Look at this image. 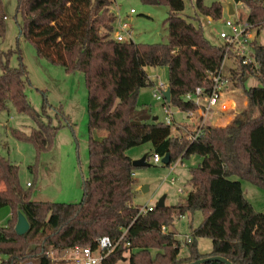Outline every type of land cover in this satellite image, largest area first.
Wrapping results in <instances>:
<instances>
[{"label":"trees","instance_id":"trees-1","mask_svg":"<svg viewBox=\"0 0 264 264\" xmlns=\"http://www.w3.org/2000/svg\"><path fill=\"white\" fill-rule=\"evenodd\" d=\"M114 0H16L21 36L30 41L38 57L60 65L66 72L81 71L88 90V175L77 202L33 200L30 189L19 179V167L0 156V208L8 206L11 216L0 226V264H51L49 252L74 246L95 247L107 235L123 239L104 258L102 264H187L218 255L233 264H264V210L257 211L246 199L237 175L264 189V44L254 41L260 63L251 73L261 84L244 89L247 106L236 120L225 126L206 125L193 141L187 135H173L171 125L153 119L145 106L138 105L142 87L155 85L146 66H167L169 104L182 110L197 108L185 95L197 86L207 87V72L218 68L223 47L213 44L202 25L183 16L184 0H142L167 5V41L144 43L117 41L112 37L116 15ZM243 2L247 19L264 24V5L257 0ZM199 14L218 19L222 4L195 0ZM0 0V37L6 33ZM197 14L194 18L197 19ZM19 63L10 64L12 49L0 50V113L12 105L18 113L35 123L29 133L11 128L20 140L30 142L37 153L52 147L61 124H55L47 111L45 92L42 108L30 104L26 87L31 85L27 67L16 50ZM235 85L244 86L249 74L243 68L233 72ZM56 114H63L55 107ZM67 120V117L64 115ZM150 142L153 152L169 153L168 166L182 157L199 154L201 161L190 169L191 189L184 202L140 212L133 204L134 166L126 150ZM201 210L203 219L191 227L188 254L180 256L181 242L173 231H163L176 216ZM29 222L24 234H17V212ZM198 237L212 241L209 253L200 252ZM130 244L127 245L126 243ZM152 250L156 252L152 254ZM127 253V256L124 254ZM203 264H225L209 260Z\"/></svg>","mask_w":264,"mask_h":264},{"label":"rangeland","instance_id":"rangeland-1","mask_svg":"<svg viewBox=\"0 0 264 264\" xmlns=\"http://www.w3.org/2000/svg\"><path fill=\"white\" fill-rule=\"evenodd\" d=\"M3 4V18L6 23V33L0 37V50L12 49L10 64L16 66L19 56L27 67L28 77L31 85L26 87V94L30 104L40 111L43 104V94L47 100V111L52 116L55 124H61L52 147L41 153H37L34 146L25 140L16 138L11 133V128H18L29 133L35 127L34 121L24 113H18L10 105L9 111L0 113V156L15 163L19 167L20 182L30 189V198L33 200H46L55 202H77L83 194V180L88 175V90L83 72H66L60 65L53 64L46 59L38 57L34 45L21 36L19 32L21 17L15 18L16 0H1ZM218 1L222 4V15L218 19L207 22V17L198 13L195 0H184L185 7L181 14L195 23L201 24L204 35L213 43L221 44L220 30L225 27L226 19H235L237 14H229L228 5L231 3L238 12L241 19L245 20L249 13L248 7L243 2L234 0H204V4L210 5ZM263 3L264 0H257ZM131 9H134L131 12ZM111 10L116 15L115 28L118 20L127 21L133 31L132 40L135 42L157 43L167 41L166 18L169 8L167 5H152L142 0H114ZM197 14V19L194 18ZM5 16L7 18H5ZM212 17V16H210ZM257 26H254V30ZM253 41L264 44V24L259 33H253ZM229 65V62H227ZM150 79L155 83L168 84L169 70L167 66H146ZM1 72V69H0ZM235 84V83H234ZM261 84L254 75L248 76L244 86L234 87V91L225 94L226 97L235 102V108L224 112L213 113L207 118L208 125L225 126L236 120L247 106V98L244 89ZM153 85L142 87L138 94V105L148 108L152 116H158L159 121L166 122L163 109V100L153 95ZM55 107H61L62 114H56ZM170 112L174 118L171 124L173 135H187L195 127V121L189 122L188 112L178 106L169 105ZM215 117V118H214ZM215 119V123H211ZM223 119L228 120L225 125H217ZM213 121V122H214ZM178 124V129L175 125ZM173 129H177L176 131ZM132 158H140L147 155L148 165L135 167L133 177L135 178V193L132 198L133 204L156 205L162 195H166V205H175L184 202L191 185L189 182L190 169L197 166L201 161L199 154H190L182 157L174 170L162 162L154 163L152 160L153 149L150 142L133 146L126 150ZM174 181L171 182V178ZM231 179L240 180L246 199L257 211L264 210V189L232 175ZM30 183L27 185L26 183ZM148 185V190L142 187ZM1 186V184H0ZM178 188H182L179 191ZM8 206L0 208V226L7 224L10 218ZM204 215L201 210L189 211L176 216L172 224L167 225L168 231L176 232L175 236L181 242L180 256L188 254L186 236H191V227L198 225ZM197 247L200 252L209 253L212 250V241L208 237H198ZM156 251L152 250V254ZM127 256V253L124 254ZM3 256L0 255V260ZM126 258L117 264H126ZM53 261L66 263L63 252L54 251Z\"/></svg>","mask_w":264,"mask_h":264},{"label":"built area","instance_id":"built-area-1","mask_svg":"<svg viewBox=\"0 0 264 264\" xmlns=\"http://www.w3.org/2000/svg\"><path fill=\"white\" fill-rule=\"evenodd\" d=\"M264 5V1L262 3ZM134 9H131L133 12ZM237 14L235 19H226L224 21L225 27H223L219 32V37L222 39L220 44L223 47V58L220 66L214 71L207 72V79L210 81V85L207 87L197 86L194 91L189 92L185 95L187 99L193 100L197 108L193 110H188V117L191 121H195V127L192 131L187 133V139L189 141L195 140L199 137L204 126L206 124L207 118L213 113H219L227 111L231 108H235V102L229 100L225 94L232 93L235 87V76L233 72L237 68H243L245 73L252 76L251 70L258 71L260 68V63L255 56L253 33L254 24H252L247 18L245 20L241 19L238 15L237 10L234 8V13ZM5 18H7L5 16ZM213 17L208 16L207 22H211ZM132 27L127 21H119L118 26L114 28L112 37L117 41H133L132 40ZM229 62V65H227ZM167 84L163 82H155L153 88V95L157 99L163 100V109L166 116L167 124H172L174 118L172 112L169 109V102L163 95V91L167 88ZM179 125L176 124L177 128ZM163 155L157 152H153L152 160L154 163L162 162ZM181 161L178 159L172 162L169 167L170 171L174 170L176 165ZM174 178H171V182ZM27 185H30L28 182ZM182 191V188H178ZM154 205L145 204L141 206L140 212H146L152 210ZM127 229H123L122 234L117 240H112L109 236L104 235L97 239L95 247L88 246H74L71 248H66L62 250L63 259L66 263H56L53 261V253L56 250H51L49 255L51 257V264H102L104 258L116 247V245L123 239L124 234ZM163 231H166V226H163ZM186 240L190 241V236H186ZM127 245L130 243L127 242ZM20 264H34L32 261H24Z\"/></svg>","mask_w":264,"mask_h":264},{"label":"water","instance_id":"water-1","mask_svg":"<svg viewBox=\"0 0 264 264\" xmlns=\"http://www.w3.org/2000/svg\"><path fill=\"white\" fill-rule=\"evenodd\" d=\"M228 12H229V14H233L234 13V8H233V5L231 3L228 5ZM163 95L166 98V100L168 102H170V100H171L170 87L167 86V88L163 91ZM185 100H187V98H185ZM153 119L155 120L156 116L153 117ZM146 158H147V155H142L140 158L132 159V165L134 167L148 165V162L146 161ZM169 162H170V155H169V153H166L162 157V163L163 164H169ZM142 190L143 191L148 190V185H144L142 187ZM165 197H166L165 195H162L159 198V200L156 203L157 207H162V206L165 205V202H164L165 201ZM29 226L30 225H29V222H28L26 216L21 211H18L17 212V221H16V224H15L16 233L19 234V235L24 234L25 232L28 231ZM209 260H218V261H221V262H223L225 264H233L227 258H225L223 256H218V255H213V256H208V257H205V258H201V259H198L196 261L189 262L187 264H203V263H205V262H207Z\"/></svg>","mask_w":264,"mask_h":264},{"label":"crops","instance_id":"crops-1","mask_svg":"<svg viewBox=\"0 0 264 264\" xmlns=\"http://www.w3.org/2000/svg\"><path fill=\"white\" fill-rule=\"evenodd\" d=\"M153 117H155V116H153ZM215 118V117H214ZM156 119H158V116H156ZM215 119H213V121H214ZM211 122L212 124L213 123H215V121L214 122ZM189 122H191V120H189ZM220 123H218L217 125H225L226 123H228V120H225V119H223L222 121H219ZM206 124H208L207 122H206ZM211 125V124H210ZM177 129H178V127H177ZM177 129H173V130H177ZM152 146V145H151ZM132 158V157H131ZM132 159H134V158H132ZM27 184V183H26ZM243 193H244V191H243ZM166 196V195H165ZM245 196V195H244ZM165 205H166V197H165ZM10 214H11V211H10ZM166 229H167V231H168V228L166 227ZM176 233V232H175Z\"/></svg>","mask_w":264,"mask_h":264}]
</instances>
